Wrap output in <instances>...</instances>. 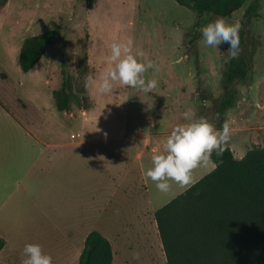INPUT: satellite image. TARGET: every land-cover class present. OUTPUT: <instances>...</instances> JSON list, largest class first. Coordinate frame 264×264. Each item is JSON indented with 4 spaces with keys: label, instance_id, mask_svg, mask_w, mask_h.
Segmentation results:
<instances>
[{
    "label": "rangeland",
    "instance_id": "obj_1",
    "mask_svg": "<svg viewBox=\"0 0 264 264\" xmlns=\"http://www.w3.org/2000/svg\"><path fill=\"white\" fill-rule=\"evenodd\" d=\"M253 1L247 0L224 19L239 21L242 27L246 9ZM258 1L257 14L247 18V44L240 49L250 57L249 80L236 85L238 100L224 116L230 126L229 143L237 158L253 147L264 146V0ZM218 17L199 14L175 0H96L92 9L86 0H8L0 10V97L8 106L0 102L8 113L0 114V230L4 233L0 235L7 241L0 264H21L27 243L40 244L52 256L53 264L72 263L63 262L58 253L56 225L42 212L47 209L60 214L65 201L75 197L67 187L76 190L77 182H67V176L60 171L53 177L46 172L47 176L41 175V182L46 181L37 190L41 192L38 196L29 186V170L36 153L34 137L69 138L72 133H80L79 140L125 137L107 143L112 148H123L117 156L110 154L117 150L86 149L84 165L96 169L106 165L110 156L114 163H120L117 167L129 166L132 197H122L120 192L117 201L130 211L147 208L155 212L214 168L209 158L206 166L193 170L190 186L183 188L170 181L168 193L158 191L144 176L151 166L153 148L161 150L172 128L188 122L183 117L186 110H192L193 119L206 118L217 128V99L226 90L223 71L231 59L229 45L204 47L198 41L202 39L201 27ZM50 29L57 30L56 39L38 63L24 72L19 61L24 39ZM129 38L133 51L142 48L159 66L158 72L145 73L147 79L157 80V87L145 94L116 81L110 93H98L87 78L91 76L98 82L108 67L109 44ZM67 78L73 92L85 85L90 99L88 109L72 103L68 112L76 117L65 115L55 106L54 90ZM13 114L26 125H17L9 118H14ZM87 183L83 182V186L88 187ZM126 216L129 215L116 214L118 227L111 224L114 229L132 217ZM102 221L108 228L107 220ZM148 229L150 246L137 248L131 244L132 251L119 253L116 264H137L132 260L134 252L140 253L139 264H166L163 248L156 247L150 225Z\"/></svg>",
    "mask_w": 264,
    "mask_h": 264
},
{
    "label": "trees",
    "instance_id": "obj_2",
    "mask_svg": "<svg viewBox=\"0 0 264 264\" xmlns=\"http://www.w3.org/2000/svg\"><path fill=\"white\" fill-rule=\"evenodd\" d=\"M92 9L96 0H86ZM199 14L230 17L247 0H175ZM8 0H0V10ZM258 0L244 14L239 32L240 49L247 44V18L257 14ZM57 37L50 29L24 39L20 49V66L30 71ZM250 57L239 53L223 71L225 92L217 99L219 121L225 123L226 112L236 105L238 83H247ZM58 111H70L72 103L89 108L85 85L71 91L69 78L54 90ZM215 167L190 187L155 211L166 264H264V146L253 147L237 158L230 146L222 155L210 157ZM6 242L0 236V252ZM111 242L98 230L89 232L78 264H113Z\"/></svg>",
    "mask_w": 264,
    "mask_h": 264
},
{
    "label": "crops",
    "instance_id": "obj_3",
    "mask_svg": "<svg viewBox=\"0 0 264 264\" xmlns=\"http://www.w3.org/2000/svg\"><path fill=\"white\" fill-rule=\"evenodd\" d=\"M49 97L51 98V95ZM0 102L5 108L8 107L1 97ZM19 103L20 105L22 104L21 101ZM3 106L0 107V114L6 116L8 113L4 110L5 108ZM48 107L51 108L52 104H48ZM160 110H164V108H160ZM171 111L174 114V111ZM63 112L65 115L69 113L68 111ZM68 115L70 117L77 116V114L74 115L72 113ZM13 116L14 118L9 115V118L13 119L17 125H26L23 119H20V117L14 114ZM79 137H81L80 133L76 135L72 133L69 138L39 136L34 137V141L32 142L36 153L29 170V186H33L38 196L41 192L37 190H41V183L46 181L44 179L45 181L41 182V175H46V172L53 177L55 173L57 174L60 171L67 176V182H77L76 190L67 187L71 192H75V197L65 201L66 207L61 208L60 214H55L47 209L42 212L45 217L51 219V221H48L56 225L55 234L59 235L60 239L58 242V253L62 255L63 262L72 261L71 264H78L80 255L84 249L85 239L92 230H98L111 242L114 256L113 264H116V257L119 253L125 255L127 252L130 253L132 251L131 244H134L137 248H148L150 246L149 225L155 236L156 247L163 248L154 216L155 212L148 211L147 208H140L135 211L132 209L130 211L128 208L125 209L120 204L118 205L121 202L117 201L120 192V196L122 197L128 199L132 197L129 193L132 192L131 189L133 187L130 183L131 168L127 165L117 167L116 165L120 166V163H114L115 159L112 160L110 156L108 157L107 164L104 166H97L96 169L85 168L84 160L86 149L111 152L117 150L116 152L110 153H114L117 156L123 151V148L122 150L112 148L107 143L121 141L125 137L108 138L104 136H93L80 140L78 139ZM154 149L157 150L158 148L154 147ZM95 175L96 177H93ZM85 181L90 183H87L89 185L88 187L83 186V182L85 185ZM80 184L82 186L79 188ZM20 187L22 188V186ZM86 191L88 192L86 196L89 199H86ZM33 195L34 192L32 193ZM116 214L121 216L129 215L126 217L132 215V217L129 220H125L123 226L114 229L111 224H116ZM102 219L107 220L108 228L103 225L104 222ZM117 224L116 227H118ZM0 233L4 235L1 230ZM5 246L0 254L5 249Z\"/></svg>",
    "mask_w": 264,
    "mask_h": 264
},
{
    "label": "clouds",
    "instance_id": "obj_4",
    "mask_svg": "<svg viewBox=\"0 0 264 264\" xmlns=\"http://www.w3.org/2000/svg\"><path fill=\"white\" fill-rule=\"evenodd\" d=\"M239 21L228 22L218 17L203 25L200 29L202 39L198 43L204 47H218L227 43L228 55L236 59L240 53ZM110 55L106 57L108 67L99 77L98 82L93 81L100 94H107L113 90L114 83L127 86L145 94L152 92L157 87L156 79H147L145 73L149 70L159 71V66L147 56L142 48L133 51V42L129 38L126 42L112 41L109 44ZM187 123L175 125L161 150H154L151 156V166L144 176L151 181L155 188L168 193L174 182L180 187L187 188L193 183V170L206 166L209 158L215 153L222 155L225 146L230 141V126L224 123L220 129L206 118L193 119L192 110L183 113ZM21 264H53V258L45 253L38 243H27L23 247ZM139 252H134L132 260L139 264Z\"/></svg>",
    "mask_w": 264,
    "mask_h": 264
}]
</instances>
